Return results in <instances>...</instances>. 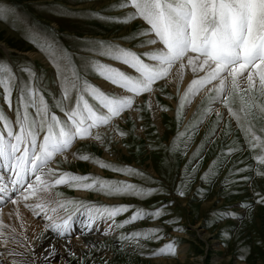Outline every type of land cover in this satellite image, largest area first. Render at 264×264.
Segmentation results:
<instances>
[{
  "label": "snow or ice",
  "instance_id": "obj_1",
  "mask_svg": "<svg viewBox=\"0 0 264 264\" xmlns=\"http://www.w3.org/2000/svg\"><path fill=\"white\" fill-rule=\"evenodd\" d=\"M111 7L130 10L121 16L89 14L124 25L139 19L146 27L119 40L82 41V68L77 67L71 52L60 48L54 40L49 43L45 39L40 50L45 52L59 78V95H53L51 103L40 75L28 62L13 68L10 62L0 60V95L12 113L8 115L0 108V169L8 173L7 176L0 174V247L11 242L25 249L0 252V264H4L5 256L14 257L11 264H59V249L50 240L53 234L58 239L66 238V252L75 255L70 233L77 214L85 217V231L81 233L85 236L100 221L106 222L104 235H109L137 221L161 217L162 208L137 209L118 223L116 218L128 213L130 205L59 198L55 190L61 186L95 191L107 197H143L151 195L153 190L146 191L126 181L61 171L53 164L58 156L67 159L70 154L81 161L91 160L101 169L139 175L131 168L117 167L70 150L78 141L102 142L103 137L97 130L110 127L127 111H142L135 107L137 98L151 95L159 82L167 83L174 69L178 84L184 79L185 69H190L193 77L182 93L177 87L180 109L207 88L206 113L213 110L212 105H222L240 126L249 148L264 153V128L258 134L253 123L255 117L264 119V0H119ZM5 16L6 11L0 9V19ZM25 35L37 43L35 38L41 36V32L29 28ZM131 42H135L134 46L127 47ZM86 73L98 76L112 87L105 89L91 82ZM237 104L238 107L234 106ZM148 106L152 107L151 102ZM227 154L231 155V151ZM255 159L264 165V154L256 155ZM208 175L205 173L204 178ZM177 195L183 197L185 192L178 191ZM255 195L259 197L256 203L264 204V195ZM9 204L13 209L8 216L20 218L21 228L25 227L19 212L21 204L42 222L44 233L37 239L48 240L47 245L41 244L37 251V246L26 235L23 240L18 239L16 228L3 220V210ZM240 206L252 205L242 203ZM235 215L230 210L225 211L221 219ZM160 231L159 228L132 231L119 234L117 239L142 247L139 244L142 239H162ZM90 246L95 247V244ZM177 251V242L170 241L152 251L150 256L174 257ZM238 258L243 260L244 256Z\"/></svg>",
  "mask_w": 264,
  "mask_h": 264
},
{
  "label": "rangeland",
  "instance_id": "obj_2",
  "mask_svg": "<svg viewBox=\"0 0 264 264\" xmlns=\"http://www.w3.org/2000/svg\"><path fill=\"white\" fill-rule=\"evenodd\" d=\"M118 2L0 0V9L6 11L5 18L0 19V44L12 50L0 47V60L10 62L13 68L28 62L40 75L45 95L51 103L52 96L59 95V78L45 52L40 50L44 47V40L49 43L54 40L60 48L67 49L76 58L77 67L82 68V41L93 38L119 40L146 27L143 21L138 22L139 19L124 25L106 22L89 14L97 12L105 16H121L130 10L111 7ZM29 28L41 32V36L35 38L39 47L25 35ZM134 44L131 42L126 46L133 47ZM24 52H33L39 57L30 58ZM40 58L45 59V63L39 61ZM173 71V77H176ZM186 72L191 74L190 69H185ZM86 75L91 82L99 85L96 81L101 79H94L92 73ZM178 86L182 93L185 89L182 90L181 82L176 84L174 92L166 82H159L155 86V101L151 108L148 106L151 102L148 94L138 97L135 107L142 111L125 112L110 127L97 130L103 137L102 142L87 139L80 141L74 150L117 167L131 168L139 175L115 173L101 169L91 160L86 162L78 158L73 162L58 159L53 166L61 171L126 181L146 191L153 190L151 195L143 197H107L95 191H77L67 186L55 190L62 199L130 205L128 213L116 218L118 223L129 218L137 209L154 211L162 208L160 218H147L116 229L95 247L85 250L82 258L68 255L66 264H264V204L256 203L259 197L255 195H264V175L257 174L264 173V165L255 159L256 155L264 153L249 148L243 131L226 108L222 106L227 115L214 114L213 110L206 113L209 107L207 88L203 90V98L186 117L187 108L194 98L180 109ZM214 106L211 107L214 109ZM234 106L238 107V104ZM0 108L12 115L7 112L2 95ZM153 109L157 110L160 126L153 118ZM132 112L137 116L132 117ZM253 123L261 134L259 130L264 128V119L255 117ZM121 132L124 135H120ZM229 150L231 155L227 154ZM205 173H209L207 178H204ZM181 190L185 192L183 197L177 195ZM242 203L252 206L242 208ZM229 210L236 215L221 219L222 214ZM75 218L85 220L80 214ZM102 222L105 221L98 224ZM152 228H159V235L163 238L142 239L139 241L142 247L117 239L119 234ZM170 241L177 242L176 256H150L152 251ZM241 255L243 260L238 258Z\"/></svg>",
  "mask_w": 264,
  "mask_h": 264
},
{
  "label": "bare ground",
  "instance_id": "obj_3",
  "mask_svg": "<svg viewBox=\"0 0 264 264\" xmlns=\"http://www.w3.org/2000/svg\"><path fill=\"white\" fill-rule=\"evenodd\" d=\"M138 22H140V20H138ZM0 47L8 49L7 51H12L10 48H7L5 44H0ZM24 55H27L28 57L34 58V59L39 57L38 54L33 53V52H24ZM39 61H41L42 63H45V59L40 58ZM191 78H192V75L189 72H186L185 76H184V79L181 82L182 90H184L186 88V86L190 82ZM96 83H98L99 85H101L105 89H109L110 87H112V86L108 85L106 82H103L101 80H97ZM166 84L171 86L170 90H172V92H174L175 89H176V84H177L176 77H172ZM155 92L156 91H154L151 95L147 96L151 100V105L152 106H153L154 101H155V98H154ZM204 95H205V91H202V93H200L198 96H196L192 100V102L189 104V106L187 108L186 117L191 114V112L194 110L195 106L203 98ZM138 101L141 102V99H139ZM7 112L10 114L9 111H7ZM213 112H214V114L225 113L227 115V113H226L225 109L222 107V105H215L214 109H213ZM130 115L132 117H136L137 116V114L134 113V112H132ZM153 118L155 119L156 124H158L157 126H160L159 125V123H160L159 121L160 120H158V113H157L156 109H153ZM114 139L117 140V138H114ZM84 141L85 140H82L81 142H84ZM89 141L90 140H88L86 142H89ZM81 142L80 141L76 142L74 147L70 151L74 152V150L77 147L78 143H81ZM58 159H62V160L73 162L75 158L72 157L70 154L68 155L67 159H64V157H59L58 156L56 158V161L53 164V166L56 165V162H57ZM100 171L101 170H99L98 172H100ZM0 174H4L6 176L8 175V173L5 170H3V169H0ZM12 209H13V206L11 204H9L7 207L4 208V210H3V220H4V222L6 224H9L12 227L16 228L15 235H17L18 239L23 240V237L26 235L28 237V240H30L33 244H35L37 246L36 247L37 251L40 250V245L41 244L47 245L49 243L48 240H43L42 238L41 239H37L38 237L41 236L42 233H44L43 224H42V222L39 219L34 218L32 213L29 212L27 209H25L23 207V205L21 204L19 206V212H20V216L22 217L23 223L25 225L24 228H21V219L20 218H17L16 216H13L10 219L9 216H8L9 211H11ZM83 222H84V219H82V218L73 219L71 233H70L71 236H72L71 248L75 252L74 256H78V257H81V258L84 255L85 250H89L91 248L90 245H92L93 243L94 244L99 243L102 238H105L106 236H108V235H104V230H105V227H106V223L105 222L97 224L95 226L94 230L89 235H86V236L85 235H81V233L83 231H85L84 226H83ZM50 240H51V243L53 245H55L59 249V257H58L59 264H66L65 260H66L67 256L70 255V253L66 252V250L64 248V244L66 242V238L65 239H58V238H55V235L53 234V236L50 237ZM8 249H15L16 251H20V252L25 251V249L23 247H21V246H19L17 244L9 242L4 247H0V252H6ZM29 256H30V253H29ZM12 259H14V257L5 256L3 258L4 264H11ZM15 259H18V258H15ZM171 263L172 262H170L169 264H171ZM158 264H168V263H164L163 262V263H158Z\"/></svg>",
  "mask_w": 264,
  "mask_h": 264
},
{
  "label": "crops",
  "instance_id": "obj_4",
  "mask_svg": "<svg viewBox=\"0 0 264 264\" xmlns=\"http://www.w3.org/2000/svg\"><path fill=\"white\" fill-rule=\"evenodd\" d=\"M140 51H141V50H140ZM95 78H99V77L95 75V76H94V79H95ZM99 79H100V78H99ZM94 82H95V81H94Z\"/></svg>",
  "mask_w": 264,
  "mask_h": 264
}]
</instances>
